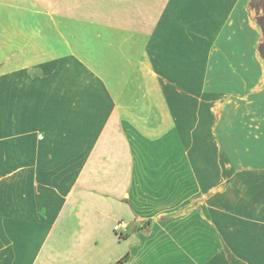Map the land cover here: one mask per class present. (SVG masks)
Wrapping results in <instances>:
<instances>
[{
    "label": "crops",
    "instance_id": "1",
    "mask_svg": "<svg viewBox=\"0 0 264 264\" xmlns=\"http://www.w3.org/2000/svg\"><path fill=\"white\" fill-rule=\"evenodd\" d=\"M49 1L0 0V264H264V0H135L166 123L91 119Z\"/></svg>",
    "mask_w": 264,
    "mask_h": 264
},
{
    "label": "rangeland",
    "instance_id": "2",
    "mask_svg": "<svg viewBox=\"0 0 264 264\" xmlns=\"http://www.w3.org/2000/svg\"><path fill=\"white\" fill-rule=\"evenodd\" d=\"M49 4H54L52 9L57 7L61 15L52 16L48 24L73 29L47 32L49 42L62 40L64 46L72 43L74 49H79L81 71H91V87L97 90L95 98L91 96V119L101 123L106 115L119 123H166L165 99L159 81L151 65L143 64L137 53L135 0H58ZM125 25L129 31L121 30ZM250 84L248 80H224V89L229 90L207 97L216 106V119L218 106L226 95L248 97L247 92L234 93L230 89L242 90ZM104 87L112 91L105 105L99 95ZM176 87L184 90L177 83Z\"/></svg>",
    "mask_w": 264,
    "mask_h": 264
},
{
    "label": "built area",
    "instance_id": "3",
    "mask_svg": "<svg viewBox=\"0 0 264 264\" xmlns=\"http://www.w3.org/2000/svg\"><path fill=\"white\" fill-rule=\"evenodd\" d=\"M127 224L123 221H117L113 225V230L118 238H123L125 235Z\"/></svg>",
    "mask_w": 264,
    "mask_h": 264
}]
</instances>
